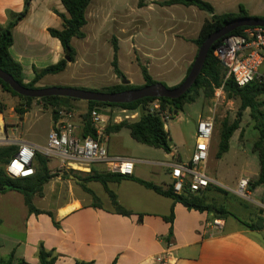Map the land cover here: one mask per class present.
Here are the masks:
<instances>
[{
	"label": "crops",
	"instance_id": "1",
	"mask_svg": "<svg viewBox=\"0 0 264 264\" xmlns=\"http://www.w3.org/2000/svg\"><path fill=\"white\" fill-rule=\"evenodd\" d=\"M168 1L170 0H147V6L145 2L143 7L144 9L157 7L159 10H164V8L178 6H164L163 3ZM203 1L214 7L215 15L239 14L243 7L250 17L264 18V0ZM138 2L139 0L134 6L138 7ZM24 5L25 0H0V25L7 23L8 11L20 13L24 10ZM103 6L111 8V11L117 15L114 19L123 20L126 23L125 27H129V20L132 21L133 15L132 11H128V6L110 7L105 4L104 0L92 1L86 13L88 23L85 27L90 22L91 8H97L93 16L95 20L99 21V19L105 18L103 12L105 7ZM134 6H132L133 10H135ZM195 8L197 7H186L181 18L168 15L172 19L171 21H168L166 19L168 16L164 15V20L160 22L159 32L174 42L195 45L194 42L204 23L212 17L209 13L204 15L203 11ZM65 13L66 10L61 0H32L29 15L14 29V43L10 48V55L22 66L25 84H30L35 79V69L41 71L64 59L62 45L58 39L50 35L49 29H60L62 22L58 14ZM119 14L121 16H118ZM128 33L129 31L126 30L124 35ZM127 36L128 39L134 40L137 35L130 33ZM88 39L86 34V38L82 40L88 41ZM193 51L195 52L194 49H192V53ZM96 53V50L87 51V55L90 56L87 58H93L92 56ZM150 57L146 54L143 56L147 61L143 66H140L141 70L142 67L147 68L154 81L162 83L163 80H168L174 84V87L179 86L186 79L188 71L194 63L191 57L184 58L178 63V74L172 77L173 66L168 64L167 56L160 55L154 62ZM72 64L74 63L68 65L66 71ZM152 64H156L158 69L153 71ZM118 66L120 69L119 55ZM66 71L44 77L37 87L47 88L49 84L53 86L58 81L56 78ZM82 72L80 76L87 77L88 74H91L87 70H82ZM90 77L92 78V76ZM115 77L118 76L115 74ZM89 78L83 77L77 81H89ZM120 79L121 83L117 85H124L123 81L126 80V77ZM145 84L146 82L143 86ZM130 85L137 87L132 81H130ZM81 88L91 90L88 87ZM3 93L6 92L3 91ZM77 102L79 104L76 105L83 111L75 109L73 112L75 121L81 128L80 135L84 136L82 116L87 112L88 104H83L86 103L83 101ZM102 108L116 110L115 107L109 106ZM189 109L193 108L189 107ZM200 117L201 115L198 113V119ZM19 119L21 118L19 117ZM54 122L55 120H53ZM118 124L120 123L115 125ZM4 127L5 125H3V130ZM12 129L13 127H10L9 130L12 132ZM121 131L113 134L106 133V144L111 155L135 161L134 173L129 176L133 179L110 182L107 186L116 195L118 203L130 211L131 215L123 216L115 213L108 193L99 182H89L82 186L81 180H79L77 188L70 189V196L66 201L51 205L46 200L49 198L45 190L48 182L44 186L42 194L33 197L34 207L42 214L30 213L24 196L20 192L14 190L0 192V258L8 259L14 255L16 263L40 264L39 250L40 247H43L48 252H54L57 258L54 264H77V262L92 264H264V244L251 236V231L246 226L254 227L257 229L255 231L264 236V187L256 184L260 176L259 156L252 158V163L247 164L245 170L238 175L235 188L226 185L217 177H213L218 185L210 186L206 191L197 195L210 194V199L214 200L216 210L199 212L189 210L174 199L147 189L134 180L150 182L167 190L170 185V166L178 162L189 161L194 153L196 141L183 152L182 146L184 145L173 144L170 140L171 154L166 153V158L163 161L146 162L120 155L123 149L112 144V136L119 135ZM5 132H7L6 129ZM5 135L7 134L5 133ZM12 135L16 137L13 132L8 136ZM16 138L41 146L38 143L18 138V136ZM253 153L255 152L253 151ZM225 155L217 161L223 160ZM210 158L211 150L209 161ZM51 160L56 161L61 167L59 160ZM141 164L148 166H140ZM64 171L69 173L65 169ZM92 173L110 174L105 171L104 165L93 166L90 173L73 174L87 177ZM51 174L54 175L52 172ZM242 178L250 181L249 194L254 197L251 203L236 194L238 183ZM84 188L92 191L97 201ZM204 202L210 205L208 200L204 199ZM220 210H225L228 213L224 215ZM172 214V223L166 221V218ZM214 220L223 221L224 227L219 230L215 229L212 226Z\"/></svg>",
	"mask_w": 264,
	"mask_h": 264
},
{
	"label": "rangeland",
	"instance_id": "2",
	"mask_svg": "<svg viewBox=\"0 0 264 264\" xmlns=\"http://www.w3.org/2000/svg\"><path fill=\"white\" fill-rule=\"evenodd\" d=\"M105 4L110 7H127L128 11H132V21L129 20V27H125V22L121 19H114L117 17L111 11V8L103 6L105 9V18L98 20L94 19V13L97 8H91L89 16L90 22L87 27L84 28V32L88 35V41L80 39H74L72 45L77 52L76 63L72 64L68 71L63 75H60L56 79V83L53 86L50 84L47 88H73L84 89L81 87H88L91 90H98L102 92V89H106L121 83L119 77H115L113 70L114 50L113 43L117 40L119 45V61L120 70L126 77V80H130L137 87L144 85V77L141 70V65L147 61L143 56H151V61L157 60L160 55H164L169 59L168 64L173 66L172 77L177 75L178 63L191 57L195 61L197 50L194 44L174 42L171 38L164 37L159 32L164 15H174V17L181 18L183 10L186 8L183 5H178L174 8H164L159 10L157 7L150 9H144V5L147 0H139L138 7L134 6L138 0H104ZM132 6L135 7L133 10ZM161 6V5H160ZM144 9V10H143ZM198 10L197 8H195ZM204 15H208L207 12H202ZM118 16H121L120 14ZM120 18V17H119ZM166 19L171 21L170 17ZM128 28V29H127ZM129 31L128 34L134 33L136 38L134 40L128 39V34L125 31ZM192 49L195 50L192 53ZM96 50L93 58H87V51ZM137 53V54H135ZM135 54V55H134ZM138 56V59H137ZM90 57V56H88ZM151 68L158 69L156 64H152ZM82 70H87L91 74L90 77L80 76ZM155 73V72H153ZM89 78V81L78 82L79 78ZM176 77V76H175ZM168 88H175L172 82L163 80L162 82ZM86 85V86H83ZM25 104V101L19 97L13 96L9 93H3L0 88V119L4 121V131L8 136L15 133L16 137L26 139L30 142H35L41 146H45L48 140V134L50 132L53 120L54 110L52 106L34 101L32 110L25 115L22 119H19L16 113V108ZM76 104L78 102H72L71 106L76 111H83ZM83 104H87L83 103ZM241 106V101L237 98L229 99L224 93L221 96H217V92L214 95L207 98L201 91V96L192 105H185L182 112L171 118L166 125V132L169 134L172 143L177 145H184L185 149L192 146L195 141L196 126L198 121V113L201 117L211 116L215 121L214 136L211 143V158L209 161L208 173L212 177H217L226 185L235 188V181L238 175L245 170L247 164L252 163V158H258L256 153H253V146L259 140V132L256 129L255 122L251 118L250 110L243 113L239 130L236 131L230 140L231 150L225 155L224 159L217 161L218 144H219V130L222 122L227 121L232 124L238 118V111ZM189 107L193 109H189ZM66 107L61 106L57 110H63ZM170 111L172 108H169ZM193 110L196 111L194 112ZM75 114V113H74ZM171 114H174L171 112ZM13 127L11 132L9 129ZM0 126V131H1ZM179 143V144H178ZM112 144L117 145L123 149L120 155L129 156L132 158L140 159L146 162H159L163 161L166 156L165 152L160 149L151 148L134 141L128 130L124 129L119 135L112 136ZM8 147L0 142V148ZM48 159V158H47ZM49 160V169L55 176L47 185L46 192L49 195L47 203L57 204L58 202L66 201L70 196V189L77 188L78 182L75 180L84 179L85 175L67 173L58 163L54 160ZM140 166H148L141 164ZM0 169L5 170V165L0 164ZM40 196V195H39ZM44 196V195H43ZM205 201H209L211 206H215L214 200L210 199V194L201 195ZM242 198V197H241ZM254 197L245 199L248 203L253 202ZM37 203V202H36Z\"/></svg>",
	"mask_w": 264,
	"mask_h": 264
},
{
	"label": "trees",
	"instance_id": "3",
	"mask_svg": "<svg viewBox=\"0 0 264 264\" xmlns=\"http://www.w3.org/2000/svg\"><path fill=\"white\" fill-rule=\"evenodd\" d=\"M93 0H61L62 5L64 6L66 13L58 14L61 19L62 26L60 29H49V33L53 38H56L60 41L63 51L64 59L55 65H51L41 71L35 69V79L30 84H25L23 79V69L22 66L16 62L10 55V48L14 43V29L24 20L30 13V6L32 0H25L24 10L20 13L8 11L7 12V23L5 25H0V69L5 73L11 75L20 85L28 89H41L37 87V84L48 75H57L60 74L68 68L70 63H75L77 52L72 45L74 39H84L86 34L84 33V28L87 25L86 13L89 6ZM164 6L172 5H183L186 7H197L201 11L207 12L212 15L211 19L207 20L203 27L200 30L197 40L194 42L198 49L202 44L211 36L214 32L221 29L226 24L240 18H249L245 9L242 7L239 14H226V15H215L214 7L203 0H170L163 3ZM264 19V18H262ZM243 29L241 28L230 35L239 34ZM224 39L217 41L214 46L209 51L207 60L199 76L197 82L193 87L179 99L170 100V99H158L162 102L164 109L169 106L172 108L171 112H182L185 105L194 104L198 98L201 96V91H203L204 96L209 98L215 94V92L223 88L224 93L227 98L233 99L237 98L241 101V106L238 111V118L232 124L227 121L222 122L219 130V144H218V154L217 159H221L223 155L229 152L230 150V140L232 139L234 133L239 130L240 120L243 113L247 110H250L251 118L255 122L256 129L259 132V140L254 144L253 151L258 154L260 161V176L257 181V185L264 187V84H259L257 82L252 83L244 88H239L232 78L227 77V70L225 66L216 58L215 51L222 44ZM114 50V59H113V69L115 74L125 79L124 75L119 69L118 66V52L119 47L117 40H114L113 43ZM193 66V64H192ZM190 67L188 74L191 71ZM142 74L146 82L145 86L154 85L158 82L154 81L149 74L147 68L142 67ZM188 76V75H187ZM183 83V82H182ZM181 83V84H182ZM180 84V85H181ZM165 85V84H164ZM179 85V86H180ZM0 86L2 90L6 93L12 94L13 96L19 97L25 101V104L16 108V113L22 119L27 113L32 110L33 102L36 99L26 98L15 93L8 84L0 80ZM142 87H135L132 85H117L107 89L102 90L104 93H119L132 89H139ZM166 86V85H165ZM167 87V86H166ZM178 87V86H177ZM176 88V87H175ZM87 90V89H82ZM100 92L98 90H89ZM157 99L146 98L131 104H107V103H98V102H87L88 110L82 116L83 125H84V136L96 137L94 130L91 127V122L89 120V115L92 109L95 107H117L125 108L130 110H137L141 108V114L137 121L134 122H122L118 125L109 126L106 130V133L113 134L119 133L122 129H127L130 132L131 138L142 144L155 149H161L167 154L172 153L170 146V137L164 128V124L159 116L148 114L145 112V108L152 102ZM41 103L47 104L55 108L54 110V120L58 118L59 112L57 110L61 106L66 107V111L73 112L74 109L71 106L74 100L71 98H62V97H48L37 100ZM70 105V106H69ZM17 146H8L0 148V164L7 165L11 158L17 152ZM49 159V158H48ZM47 157L37 154L35 161L36 174L31 178L26 179H13L7 176L4 169H0V192H6L9 190H14L20 192L25 199V204L28 207L30 213L33 214H42L40 210H37L33 205V197L38 194H42L44 186L50 182L54 176L51 174L49 169V160ZM129 178L127 176H122L119 174H98L92 173L89 174L86 178L81 180L82 186L85 183L89 182H99L101 183L106 192L108 193L112 206L116 214L129 216L131 212L123 208L117 201L116 195L108 189V183L110 182H121ZM138 183L142 184L144 187L150 190H154L156 193L174 199V201L181 203L189 210H195L199 212H211L215 211L216 208L211 205H207L204 202V199L199 195L194 194H183L176 195L173 193L171 188L167 190L162 189L161 187L150 183L145 182L139 179H134ZM88 193H90L94 200L97 201L96 196L92 191L84 188ZM224 215L228 212L225 210H220ZM52 216V214H49ZM166 221H173V214L166 218ZM250 231H255L254 227L246 225ZM56 256L54 252H48L43 247H40L39 250V260L40 264H54L56 262ZM0 264H25L24 262H15L14 255H11L8 259L0 258ZM77 264H92L85 262H77Z\"/></svg>",
	"mask_w": 264,
	"mask_h": 264
},
{
	"label": "built area",
	"instance_id": "4",
	"mask_svg": "<svg viewBox=\"0 0 264 264\" xmlns=\"http://www.w3.org/2000/svg\"><path fill=\"white\" fill-rule=\"evenodd\" d=\"M216 58L225 66L227 79L232 78L239 88L252 83L264 84V27L245 28L239 34L229 35L215 51ZM217 96L224 94L223 88L218 89ZM107 108V107H106ZM111 111L102 107H95L89 115L95 138L80 135V126L75 121V114L61 110L52 125L45 146H36L14 135L6 136L0 141L6 146H17L18 150L5 166V173L13 179H26L35 176V161L37 154L49 159H57L61 167L73 173H90L93 166L104 165L110 174L132 176L135 161L109 153L106 144V130L112 124L125 121H137L141 108L130 110L117 108ZM108 110V111H107ZM145 112L159 116L165 123L174 117L169 106L165 109L160 100L150 103ZM215 121L211 116L200 117L197 121L195 134V149L187 162L171 165L169 188L176 195L200 194L210 186H217L218 182L208 173L211 143L214 136ZM250 181L242 178L236 194L250 199ZM212 226L222 229L224 222L214 220Z\"/></svg>",
	"mask_w": 264,
	"mask_h": 264
},
{
	"label": "water",
	"instance_id": "5",
	"mask_svg": "<svg viewBox=\"0 0 264 264\" xmlns=\"http://www.w3.org/2000/svg\"><path fill=\"white\" fill-rule=\"evenodd\" d=\"M256 27H264V19L254 17L236 19L214 32L199 48L190 73L183 83L176 88H168L163 83L158 82L154 85L119 93H104L58 87L28 89L20 85L11 75L5 73L1 69L0 80L8 84L9 87L18 95L36 100L48 97H62L83 102H98L117 105L131 104L146 98L176 100L187 94V92L197 82L207 60L209 51L217 41L228 37L231 33L238 29ZM123 84L130 85V81L124 80ZM175 115H178V112H175ZM75 180L79 181L77 178H75ZM250 234L264 244V236L260 232L251 231Z\"/></svg>",
	"mask_w": 264,
	"mask_h": 264
},
{
	"label": "bare ground",
	"instance_id": "6",
	"mask_svg": "<svg viewBox=\"0 0 264 264\" xmlns=\"http://www.w3.org/2000/svg\"><path fill=\"white\" fill-rule=\"evenodd\" d=\"M3 125H4V121L3 119H0V126H1V131H0V141H4L6 139V135L4 133V130H3Z\"/></svg>",
	"mask_w": 264,
	"mask_h": 264
}]
</instances>
